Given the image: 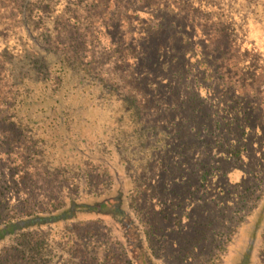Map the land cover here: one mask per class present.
<instances>
[{
	"label": "trees",
	"instance_id": "1",
	"mask_svg": "<svg viewBox=\"0 0 264 264\" xmlns=\"http://www.w3.org/2000/svg\"><path fill=\"white\" fill-rule=\"evenodd\" d=\"M250 25L264 38V0H0V150L21 162L0 177L4 200L17 198L0 208V264H105L115 251L154 264L142 200L178 147L174 84L192 90L194 117L205 80L223 89L235 103L225 114L264 139V55L240 51ZM40 175L61 187L45 203L33 197ZM256 189L221 244L238 229L230 264H253L245 235L255 246L264 180Z\"/></svg>",
	"mask_w": 264,
	"mask_h": 264
},
{
	"label": "rangeland",
	"instance_id": "2",
	"mask_svg": "<svg viewBox=\"0 0 264 264\" xmlns=\"http://www.w3.org/2000/svg\"><path fill=\"white\" fill-rule=\"evenodd\" d=\"M260 33L256 26H249L241 53L247 48L248 52L264 55V38ZM262 75L264 76V69L257 74L256 83H261ZM203 83L204 86H199L201 95L195 102L199 107L196 117L194 106L187 102V98L189 100L192 97V90L187 85L181 87L174 84L181 97L173 102L175 107L170 113L171 118L178 117L174 125V131H177L172 132L171 139L178 147L167 156L169 164L166 171L157 176L155 187L150 188L142 200L145 219L150 224L148 247L153 253L154 264H230L231 256L240 248L237 247L240 237L237 229L231 242L222 246L228 235L225 234L232 227L235 211L250 203L249 195L253 192L255 195L256 186L264 180V139L260 138L262 133L250 131L243 119L244 114L236 116V120L226 115L224 111H233L235 103L224 94L223 89L209 87L207 80ZM258 92L259 88L256 86L253 95ZM163 93L162 97L166 99L169 93L165 90ZM256 97L264 101V93ZM261 113L262 109L258 112L255 108L252 111L253 119L260 117ZM180 114L189 122L186 123V119L184 123L181 122ZM257 121L259 122V118ZM182 125L188 130L184 132ZM189 126L196 127L200 133L195 135V130L189 132ZM175 137L179 139L175 140ZM232 143L240 147V154L231 155L228 152V146ZM18 156L19 153H14L16 160L12 163V155L0 150V171L4 170L0 177L8 179L9 168L12 165H21ZM27 165L26 163L22 166L23 169L28 168ZM204 174H207L206 179L201 177ZM38 177L41 180L37 182L34 201L45 203L50 199L48 196L55 194L61 187L52 178L40 175L35 179ZM9 184L0 179V208L17 199L14 197L9 201L4 200L12 191ZM45 196L47 197L44 198ZM260 205L259 202L257 207ZM253 213L251 211L243 219L242 226L245 230L253 225ZM262 225L255 246L256 239L245 235L251 246L250 259L253 264H264V220ZM77 230L80 233L99 232L100 227L82 225ZM83 264L96 263L87 258ZM105 264L129 263L115 251L110 254Z\"/></svg>",
	"mask_w": 264,
	"mask_h": 264
}]
</instances>
